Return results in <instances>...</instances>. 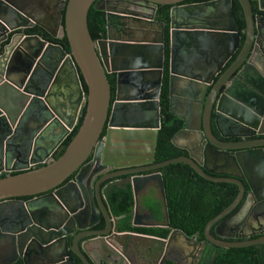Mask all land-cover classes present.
<instances>
[{"label": "water", "instance_id": "water-1", "mask_svg": "<svg viewBox=\"0 0 264 264\" xmlns=\"http://www.w3.org/2000/svg\"><path fill=\"white\" fill-rule=\"evenodd\" d=\"M53 1L58 6L56 25L66 37L69 52L38 34L26 33L32 27L31 21L36 23L34 13L40 5L36 0H0V85L16 88L21 99L14 115L0 106V174H5L0 178V264H75L73 255L82 264H92L82 247L83 239L131 233L117 230V218L104 204L101 183L128 176L133 218L138 194L155 182L166 211L158 170L174 163L189 166L208 181L228 182L238 187L232 203L206 223L203 230L206 242L219 247L264 245V234L238 243L211 235V229L219 235L218 221L243 198L244 181L247 194L255 195L256 202L264 200V139L224 141L213 132L214 128L223 136L224 127L249 131L264 126V15H254L252 0H237L245 24L242 43L231 0L190 4H181L186 0ZM254 1L258 10L264 12V0ZM91 6L102 11L105 18V36L96 41L92 40L87 26ZM157 6H170L168 110L182 122L171 143L187 155L154 163L164 67L163 23L154 21ZM56 25L48 30L54 38ZM157 29L161 31L158 37ZM175 35H179L187 49L198 51L206 43L223 54L213 71L211 59L218 52L210 59L206 57V68L211 67L213 76L210 80L201 77L200 81L206 84L237 53L199 101L195 127L189 126L183 114L174 111L176 99L184 105L190 104L189 83L196 79L193 72L187 74L173 68ZM64 57L85 82L86 94L77 78L85 113L63 153L53 159V152L74 124L61 123L43 89L33 88V83L38 72H45L49 82L60 58ZM111 73L115 75L112 102L107 78ZM176 75L189 79H184L186 83L179 95L175 94V87L181 79ZM130 117L136 118L130 120ZM54 126H61L60 135H55ZM243 136L246 135H238ZM210 154L212 157L208 159ZM221 154L224 159L220 158ZM220 163L237 168L242 174L215 172L208 167L221 166ZM258 193L262 195L257 196ZM25 197L30 198L24 200ZM102 218L104 227L95 228ZM130 224L139 225L135 220ZM175 238L181 239L183 245L195 242L193 236L178 229H169L167 238L160 239L170 242ZM8 256L11 258L7 259ZM164 260L165 254L159 264Z\"/></svg>", "mask_w": 264, "mask_h": 264}, {"label": "trees", "instance_id": "trees-1", "mask_svg": "<svg viewBox=\"0 0 264 264\" xmlns=\"http://www.w3.org/2000/svg\"><path fill=\"white\" fill-rule=\"evenodd\" d=\"M209 0H186L183 3H200ZM231 6L235 23L239 32H241V43L243 41L244 18L241 7L237 0H231ZM157 13L167 21L168 6H158ZM256 13L258 11L254 4ZM87 26L89 34L93 41L101 39L105 36V18L104 13L90 7L87 13ZM27 34L41 33L37 28H29ZM39 35V34H38ZM44 35V34H42ZM49 42L61 45L66 52H69V46L66 37L61 39H52L44 37ZM164 51L168 53V35L165 30ZM80 84L83 92L86 94V85L79 74ZM111 89V102L114 99L115 91V75L114 73L107 75ZM160 106V127L157 132L156 148L154 154V163L163 162L186 155L182 149L175 147L171 143L173 135L181 128L182 122L173 116L168 110V68L167 60L164 64L162 86L159 95ZM85 113V106H82L80 114L75 126L68 135L60 143L59 147L53 153L52 158L57 159L65 150L69 142L76 134L81 125ZM104 132V129H103ZM161 173L166 214L169 229L181 230L187 236L195 234L203 238V229L208 221L221 213L234 200L237 194V187L232 184H214L204 180L194 173V171L183 163H174L164 166L158 170ZM4 175H0V178ZM105 184V183H104ZM105 200L104 204L108 207L109 213L117 218L116 228L119 232H135L151 236L165 237L169 229L164 228H143L131 226V211L133 209V195L130 184L118 183L107 185L104 188ZM25 197L23 199H28ZM158 202V204L154 203ZM161 202L150 200L147 203L151 215L157 222H163V213L161 212ZM104 227L103 221L95 228ZM71 240H69L70 242ZM253 257V264H264V247L253 245L242 249L221 250L216 258L215 264H248L247 258ZM75 264H82L79 259L73 255Z\"/></svg>", "mask_w": 264, "mask_h": 264}, {"label": "flooded vegetation", "instance_id": "flooded-vegetation-1", "mask_svg": "<svg viewBox=\"0 0 264 264\" xmlns=\"http://www.w3.org/2000/svg\"><path fill=\"white\" fill-rule=\"evenodd\" d=\"M181 4H190V3H183L182 2ZM251 4H252L253 13H254V15H256L257 13L255 12V9H254V4L256 6V1L252 0ZM169 8H170V6H168V19H167V21L165 20L164 17H162L161 14L157 13L158 8H156L155 15H154V21H161L163 23V34H162L163 44H164V40H165V30L167 29L168 53L166 56L165 51H164V64L167 60L168 70H169V60H170V52H169V48H170ZM244 27H245V24H244ZM30 28H32V27H30ZM155 31L157 32L156 37H158L160 35L161 31L159 29H157ZM180 39L181 38H179V35H175L176 52L174 54L173 68H175L178 71L183 70L187 74H192L191 72H193L194 76L196 77V79L194 81L189 83V95L191 97L190 104L188 105L185 103V105H183V116H185L187 118V121H188L190 127H195L196 123H197L196 118L198 116L199 107H200L199 101L201 99H203V97L207 91H210L215 80H217L219 75H221L230 66V64L232 63V61L236 57L237 53H235L230 59H228V61L222 67L221 71L214 76V79L212 80V82L210 84H206V82L200 81L201 77H203L204 80H208V79L210 80L211 79V76H212L211 72H210L211 67H212V71H213V67L216 66L217 60L220 59L221 56L223 57V54L220 55L221 52L219 49H217L215 47L211 48L210 46H207L206 43H205V46H203L202 48L200 47L198 51H195V50H192L189 48L187 49L182 45ZM215 51H217L218 53ZM190 52H193V53L190 54ZM184 55H185V57H184ZM214 55H215V57H214L215 59L214 60L211 59V61H213V63L211 64L210 69H207L208 67L206 68V66H207L206 65V61H207L206 57L208 56V59H210ZM181 56H182V58H180ZM196 67H199L201 70H194ZM163 69H164V67H163ZM184 79H186V81L189 80L187 78H184ZM177 106L178 105L175 106V108H174L175 110H176ZM131 118H133V120H135L136 117H130V120H132ZM181 128H182V126H181ZM212 128H213V126H212ZM213 132L219 140H224V141L239 142V141H247V140L264 139V133H263L264 132V126H262V127L260 126L259 128L255 129V130H249V131L241 130V129L229 130L228 128L225 129V127H224L222 129L223 136L219 132L215 131L214 128H213ZM234 133L236 134L237 137L231 136V135H235ZM225 134H226V137L224 136ZM239 134H243L246 136L238 137ZM223 137H225V138H223ZM186 155H187V153H186ZM208 156H209L208 159H210L212 157V154H210ZM220 158L224 159V155L221 154ZM88 160H87V162H88ZM220 164H221V166L209 165L208 167H209V169H212L215 172H224V173H232V174L240 173V174H242L241 171L238 170L237 168L229 167V166H226L225 164L222 165V163H220ZM195 174L198 175L197 173H195ZM0 175H5V174L3 173ZM101 176L102 175L100 174L99 176L95 177L94 181L99 179ZM211 176L212 177H220V178L223 177V176H215V175H211ZM72 177H73V175L71 176V178ZM127 177L128 176H120L118 178H110V179L105 180L100 185L101 191L104 193V188L107 185H112L111 183L115 182V181H116V184L124 183V182L127 183ZM199 177H201V176H199ZM225 177H227V175H225ZM227 178H230V177H227ZM122 179L124 180L123 182H121ZM204 180H206V179H204ZM206 181H208V180H206ZM209 182H211V181H209ZM211 183L224 184V183H228V182H211ZM228 184L235 185L233 183H228ZM258 184H260V183H258ZM153 185L156 186L157 184L155 182H152L151 185H149L146 188V191L145 190L143 191V193H146L149 190V188L152 187ZM244 186H245L244 196L241 199V201L239 202V204L225 218H222L218 221L217 224H219L218 225L219 229L217 230V232L219 233V235H215L213 232V229H211V235L215 239L223 240V241L230 242V243H238V242L253 240V239H256L258 237L263 236V234H264V200L261 202H256L255 195L247 194L248 187H247L245 181H244ZM140 193H142V192H140ZM237 194H238V187H237ZM237 194H236V196H237ZM261 195H262L261 193L257 194V196H261ZM236 196H235V198H236ZM28 199H26V200H28ZM132 220H135L139 224L138 227H140V228L141 227H143V228H154L153 226L157 225V226H160L157 228L169 229L167 226L168 219H167L166 211H165V220L163 222H159V221L157 222L156 220H154L153 216L151 215V212L143 213L142 216L141 215L137 216V217L134 216ZM102 221L104 223L103 218L101 219L100 222H102ZM133 227H137V226H133ZM131 233H135V232H131ZM136 234H141L144 236H151V235H146V234H142V233H136ZM168 234H169V232H168ZM168 234L165 237H163L162 239L167 238ZM151 237H155V236H151ZM189 237H192V236H189ZM193 237L195 239V242L194 241L191 242L190 245H187L186 242H184V245L183 244L180 245L179 243H181V242H179L178 239H176V238L171 239L170 242H167L165 240L163 241L158 236L155 237L156 239L146 238L144 240L150 242V244L148 243L145 245V250L141 254V256L143 258L142 260H144L145 264H159L162 255L165 254V260L162 264H215L216 258H217L218 254L221 250L242 249V248H246L249 246H253V245H249V246H244V247H219V246H216L215 244H213L211 242H206L204 235H203V238H200L199 235H197V234L193 235ZM69 240H71V237H69ZM254 245H259V246L264 247V245H262V244H254ZM157 247H160L158 252L156 251ZM10 258H11V256H8L7 259H10ZM253 260H254L253 257H248L247 258L248 264H253Z\"/></svg>", "mask_w": 264, "mask_h": 264}, {"label": "crops", "instance_id": "crops-1", "mask_svg": "<svg viewBox=\"0 0 264 264\" xmlns=\"http://www.w3.org/2000/svg\"><path fill=\"white\" fill-rule=\"evenodd\" d=\"M40 5L38 11L34 13L35 22L31 21L33 25L32 28H37L41 31L42 34H39L41 38L50 37L52 39H61L63 38L62 29L60 26L56 25V15H57V3L53 0H36ZM257 7V3H256ZM258 9V7H257ZM259 11V10H258ZM56 25L57 37L54 38L50 35L48 30H53ZM53 56L54 53H51ZM59 56V55H58ZM13 76V75H12ZM16 77V76H15ZM179 80V85L175 87V94L179 95L182 87L185 84L184 77L176 75ZM77 78L80 79L76 69L70 65L65 57L60 58L59 64L57 65V70L55 71L52 79L49 82H46V73L38 72L34 77L33 88L43 89V95L46 98L48 104L60 117V122L67 121L71 124L77 123L79 113L81 110V105L83 102L80 98L79 93V84H77ZM184 81V82H183ZM178 103L175 112L183 114V102H180L178 99L175 101ZM21 99L20 94L16 88L11 87V85L2 86L0 85V106L10 114L14 115L16 109L20 106ZM3 110V114L5 112ZM6 113V114H7ZM7 114V115H8ZM63 125V124H62ZM73 126V127H74ZM53 130L55 135H60L61 126H54ZM2 131V125L0 126V136ZM53 132V131H52ZM181 143V142H180ZM152 191L153 197L152 201L161 202V212L163 213V218L165 220V210L163 199L159 191L158 186H152L149 188ZM148 190V191H149ZM140 193L137 197V210L134 216H142L143 213L150 212V209L147 206V203L150 201L148 199L147 193ZM133 216V217H134ZM133 218L131 217V220ZM117 223V221H116ZM137 226V225H136ZM138 227V226H137ZM154 228L160 226H153ZM164 227V226H163ZM153 238L151 236H144L136 233H125L120 235H112L109 238H97L91 237L82 240V247L85 250V253L92 264H145L142 260L141 254L144 251V239ZM179 242H183L181 239ZM181 245V243H179ZM160 247H157L156 251H159Z\"/></svg>", "mask_w": 264, "mask_h": 264}, {"label": "rangeland", "instance_id": "rangeland-1", "mask_svg": "<svg viewBox=\"0 0 264 264\" xmlns=\"http://www.w3.org/2000/svg\"><path fill=\"white\" fill-rule=\"evenodd\" d=\"M152 195H153L152 191L149 190L148 193H147V196H148V199H149V200L153 198V197H151ZM154 203L158 204V202H154ZM160 207H161V205H160ZM160 207H159V205H158V208H160ZM160 209H161V208H160ZM148 243L150 244V242H148V241L143 242V244H144V250H145V245L148 244Z\"/></svg>", "mask_w": 264, "mask_h": 264}]
</instances>
